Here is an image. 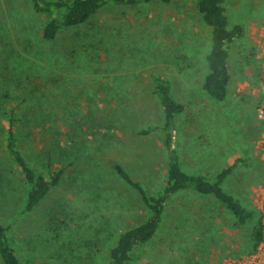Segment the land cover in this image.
<instances>
[{
    "label": "rangeland",
    "instance_id": "374dc122",
    "mask_svg": "<svg viewBox=\"0 0 264 264\" xmlns=\"http://www.w3.org/2000/svg\"><path fill=\"white\" fill-rule=\"evenodd\" d=\"M226 2L245 35L232 46L231 91L221 102L203 89L212 32L196 0L111 2L53 42L41 37L50 17L32 0H0V221L24 264H108L120 235L147 218L141 192L116 165L148 195L164 188L163 131L142 133L165 122L158 75L185 106L175 137L185 170L214 176L243 158L225 189L255 217L238 226L211 197L181 193L127 264H236L257 253L262 241L254 248L251 233L260 220L264 227V121L257 116L264 0ZM12 114L26 162L43 176L63 170L30 214L22 213L26 180L7 152ZM201 154L212 162L200 171Z\"/></svg>",
    "mask_w": 264,
    "mask_h": 264
},
{
    "label": "trees",
    "instance_id": "16d2710c",
    "mask_svg": "<svg viewBox=\"0 0 264 264\" xmlns=\"http://www.w3.org/2000/svg\"><path fill=\"white\" fill-rule=\"evenodd\" d=\"M150 0H32L36 12L49 16L41 37L53 42L64 27H74L86 23L101 8L114 2L120 5H136ZM169 3L171 0H161ZM196 7L203 21L211 29L212 48L206 57L208 74L205 77L203 89L213 99L225 101L229 96V85L232 78L230 67L231 49L234 43L243 38L245 29L240 24H232L228 14L226 0H196ZM254 53V54H253ZM251 56L255 55L253 52ZM155 93L161 98L164 108L165 122L162 126L142 131L148 135L155 130L164 134V148L167 157V180L164 188L157 195H148L140 184L131 180L130 176L119 166L122 177L137 188L148 210L147 218L135 227L123 232L110 254L108 264H127L133 259L138 246L149 243L157 234L164 220L169 201L186 191L201 195L212 196L229 211L238 226L250 223L255 213L245 207L239 199L224 189L227 177L233 173L234 166L223 170L215 177L188 173L183 169L181 155L175 145L177 118L185 110L172 93L171 81L165 76H156ZM16 116L12 114L7 133V152L14 156L28 186V192L22 209L23 214L34 212L41 202L57 187L63 177V170L50 173L48 176L39 175L24 159L19 149L16 130ZM264 227L260 220L251 234L254 248L262 241ZM0 257L4 264H24L14 247L10 228L0 221Z\"/></svg>",
    "mask_w": 264,
    "mask_h": 264
},
{
    "label": "built area",
    "instance_id": "2783aa9c",
    "mask_svg": "<svg viewBox=\"0 0 264 264\" xmlns=\"http://www.w3.org/2000/svg\"><path fill=\"white\" fill-rule=\"evenodd\" d=\"M258 38V58L261 60L260 81L264 89V26H262V29L259 31ZM257 116L260 120L264 121V97L260 107L257 110ZM236 264H264V238L258 247L257 253L243 258Z\"/></svg>",
    "mask_w": 264,
    "mask_h": 264
},
{
    "label": "crops",
    "instance_id": "0c3cea01",
    "mask_svg": "<svg viewBox=\"0 0 264 264\" xmlns=\"http://www.w3.org/2000/svg\"><path fill=\"white\" fill-rule=\"evenodd\" d=\"M207 75V74H206ZM160 76V75H159ZM166 77V76H165ZM206 77V76H205ZM168 78V77H167ZM169 79V78H168ZM232 79V78H231ZM170 80V79H169ZM205 80V79H204ZM230 91H231V81H230V85H229V95H230ZM229 97V96H228ZM228 99V98H227ZM226 99V100H227ZM225 100V101H226ZM221 102H223V101H221ZM177 129H178V122H177ZM174 134H175V137H176V134H177V130L174 132ZM177 144V141L175 140V145ZM176 147H177V145H176ZM178 149V148H177ZM179 153H180V151H179ZM180 155H181V153H180ZM196 156H198L197 154H196ZM167 158V157H166ZM214 158V157H213ZM215 159V158H214ZM181 161H182V166H183V169L185 170V168H184V163H183V158H182V155H181ZM208 161H211L212 162V158L211 157H208L207 155H205V154H201L200 156H199V158H197L196 159V164H195V166H194V168L195 169H197V170H202V168L204 167V165L208 162ZM242 162H244V159L243 158H241V157H239V158H237L236 159V162H234V164L232 165V166H234L235 164H237V166L235 167V169H234V171H233V173L235 172V170L239 167V163H242ZM167 163V162H166ZM231 166V167H232ZM205 168V167H204ZM227 168H230V167H226V168H224V169H222L218 174H220L223 170H225V169H227ZM186 171V170H185ZM186 172H188V173H192V174H198V175H204V176H210V177H215V176H217V175H214V176H211V175H209V174H207V172H204V171H201V172H199V171H186ZM232 174V173H231ZM230 174V175H231ZM230 175L227 177V179H226V181L229 179V177H230ZM233 175V174H232ZM226 181H225V183H226ZM225 183H224V189H225ZM166 184V183H165ZM165 186V185H164ZM226 190V189H225ZM227 191V190H226ZM187 192V191H186ZM193 192V191H192ZM228 193H231V194H233L234 195V193H232V192H229V191H227ZM195 193V192H194ZM198 194V193H197ZM180 195V194H179ZM205 196H208V195H205ZM235 196V195H234ZM209 197H211L218 205H220L221 207H223L221 204H219L217 201H216V199L215 198H213L212 196H209ZM173 199V198H172ZM143 200V199H142ZM170 202V201H169ZM243 204V203H242ZM168 205V204H167ZM244 205V204H243ZM245 206V205H244ZM246 207V206H245ZM167 208V207H166ZM224 208V207H223ZM248 208V207H247ZM225 209V208H224ZM226 210V209H225ZM227 211V210H226ZM229 212V211H228ZM230 213V212H229ZM231 214V213H230ZM232 215V214H231ZM232 217H234L233 215H232ZM235 219V218H234ZM143 222V221H142ZM249 224V223H248ZM247 224V225H248ZM247 225H244V226H247ZM125 232V231H124ZM252 234V233H251ZM121 236V235H120ZM120 238V237H119ZM119 238H118V240H119ZM1 258V257H0Z\"/></svg>",
    "mask_w": 264,
    "mask_h": 264
}]
</instances>
